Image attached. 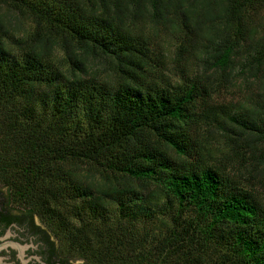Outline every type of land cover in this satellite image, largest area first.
<instances>
[{"label":"trees","instance_id":"obj_1","mask_svg":"<svg viewBox=\"0 0 264 264\" xmlns=\"http://www.w3.org/2000/svg\"><path fill=\"white\" fill-rule=\"evenodd\" d=\"M0 182L94 264H264V0H0Z\"/></svg>","mask_w":264,"mask_h":264},{"label":"flooded vegetation","instance_id":"obj_2","mask_svg":"<svg viewBox=\"0 0 264 264\" xmlns=\"http://www.w3.org/2000/svg\"><path fill=\"white\" fill-rule=\"evenodd\" d=\"M69 248L38 215L15 205L0 182V264H94Z\"/></svg>","mask_w":264,"mask_h":264},{"label":"rangeland","instance_id":"obj_3","mask_svg":"<svg viewBox=\"0 0 264 264\" xmlns=\"http://www.w3.org/2000/svg\"><path fill=\"white\" fill-rule=\"evenodd\" d=\"M10 25H11V28H9V31L11 32L10 35H12L14 38L15 37L16 38L17 37L20 38V37L24 36L25 31L29 29L28 28V26H29L28 23L25 26V25H19V24L15 23V22H11ZM158 33L160 35V38L158 39V42L160 44L161 50H163L168 55V58H171V56L173 54V50H174V43L178 39L180 34L172 33L168 29L163 28L162 26H161V29H159ZM92 63H93L92 67L95 68V66H96L97 70H99L100 73H107L106 70H103V65H97V64H95V61H93ZM191 65H194V63L191 64ZM168 66H170V65H168ZM196 66L197 65H195L194 68L197 69ZM253 90H254V92H256V87H254ZM231 91H232L231 95L233 96V98L235 100H239V101L243 100L244 94L242 92L238 93L239 91L237 90V88H234ZM148 224L152 225L154 227H157L159 225L158 222H153V223H148Z\"/></svg>","mask_w":264,"mask_h":264}]
</instances>
